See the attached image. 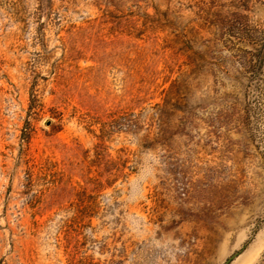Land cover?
Here are the masks:
<instances>
[{"label":"rangeland","instance_id":"obj_1","mask_svg":"<svg viewBox=\"0 0 264 264\" xmlns=\"http://www.w3.org/2000/svg\"><path fill=\"white\" fill-rule=\"evenodd\" d=\"M264 0H0V264H264Z\"/></svg>","mask_w":264,"mask_h":264},{"label":"water","instance_id":"obj_2","mask_svg":"<svg viewBox=\"0 0 264 264\" xmlns=\"http://www.w3.org/2000/svg\"><path fill=\"white\" fill-rule=\"evenodd\" d=\"M263 58H264V48L260 54V58H259V64H261L263 62ZM237 256V254L232 255L230 258H228L226 260V262L224 264H230V262Z\"/></svg>","mask_w":264,"mask_h":264}]
</instances>
